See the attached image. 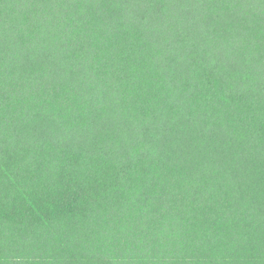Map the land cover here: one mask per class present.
Listing matches in <instances>:
<instances>
[{
	"label": "trees",
	"instance_id": "16d2710c",
	"mask_svg": "<svg viewBox=\"0 0 264 264\" xmlns=\"http://www.w3.org/2000/svg\"><path fill=\"white\" fill-rule=\"evenodd\" d=\"M0 264H264V0H0Z\"/></svg>",
	"mask_w": 264,
	"mask_h": 264
}]
</instances>
